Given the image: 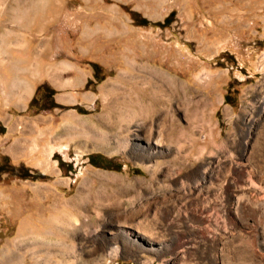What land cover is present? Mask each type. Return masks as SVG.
Wrapping results in <instances>:
<instances>
[{
	"label": "rangeland",
	"instance_id": "1",
	"mask_svg": "<svg viewBox=\"0 0 264 264\" xmlns=\"http://www.w3.org/2000/svg\"><path fill=\"white\" fill-rule=\"evenodd\" d=\"M1 19L0 46L38 56L41 107L0 105V132L14 147L0 157V264H98V249L99 264H264V0H0ZM134 55L195 89L181 93L184 147L159 146L168 159L179 151L181 165L149 187L95 173L149 180L154 161L60 135L72 114L104 111L102 88L135 72ZM86 178L124 213L141 214L126 227L100 224L94 207L93 217L72 212L67 202ZM121 228L138 250L121 240L111 255Z\"/></svg>",
	"mask_w": 264,
	"mask_h": 264
},
{
	"label": "bare ground",
	"instance_id": "2",
	"mask_svg": "<svg viewBox=\"0 0 264 264\" xmlns=\"http://www.w3.org/2000/svg\"><path fill=\"white\" fill-rule=\"evenodd\" d=\"M150 59L148 62L141 61L137 55L128 59L127 65L135 70V72L126 69L120 72L116 79L111 80L102 88L105 99L104 111L87 117L72 114V117L67 120L68 122L64 123L66 125L65 131L60 132L61 138H64L66 135L72 136L73 138L75 136H86L95 145L104 147L110 152L122 150L136 157L154 161L150 166L152 173L149 180H127V177H122L117 174L95 173L96 176L102 178V183H106L107 181L111 183L116 182L118 185L126 183L129 187H133L135 184H145L149 187L155 184L157 174L163 168L171 165H181L179 151H176L168 159L164 156L162 157L163 151L159 146H171L174 144L177 150L184 147L182 137L186 132V128L181 127L179 123L178 110L181 107V93L192 94L194 86H190L188 83L182 80L180 81L179 78L171 73L154 66L151 64L152 60ZM57 68L59 69L60 66ZM204 78L201 77V79ZM189 99L192 112L191 118H195L199 107H201V101L195 100L193 95ZM203 101L204 108L210 106L207 98L203 99ZM142 133L145 135L142 136ZM141 139L146 140V145ZM80 140L84 141L83 139ZM80 143L82 144L83 142ZM207 169L208 167H205L204 172ZM88 179L86 178L84 180L78 194L67 202L69 209L78 215L90 217L91 208L94 207L96 221L100 224L102 221L108 222L110 219H114L129 227L130 224L127 225L128 221H131L133 215H136L140 209H131L128 214L124 213L121 210L122 203L118 201L119 199L113 201L112 198L114 196H107L104 194L105 192L94 189L88 182ZM236 199L235 212L238 214V206L242 201L241 196L237 195ZM106 200L109 202H106ZM237 216L241 219L239 215ZM149 222V226H151V220ZM151 230L155 231L152 228ZM145 231L142 233L145 236H150L145 234L150 233V231ZM132 236H134L133 233L127 228H121L116 232L111 245H108V249L110 246V254L114 255L120 252L119 246L121 244L119 242L121 240H125L123 249L127 251L138 250L139 246L129 240ZM151 238L152 240L154 239L153 237ZM99 253L100 251L98 249L96 254H94L95 261H93L98 264L102 260ZM73 255L75 256L74 253Z\"/></svg>",
	"mask_w": 264,
	"mask_h": 264
},
{
	"label": "crops",
	"instance_id": "3",
	"mask_svg": "<svg viewBox=\"0 0 264 264\" xmlns=\"http://www.w3.org/2000/svg\"><path fill=\"white\" fill-rule=\"evenodd\" d=\"M7 23V19L0 20V25ZM1 31L2 28H0ZM37 61L38 56L32 48L29 53H23L17 47L9 46L8 41L5 47L0 46V105L3 104L8 109L13 106L21 109L29 106L40 83V73L36 68ZM8 133V129L6 134L0 132V157L11 156L14 150V147L9 145L10 135ZM1 185L0 206L3 208V198L8 196V194L5 195L8 189Z\"/></svg>",
	"mask_w": 264,
	"mask_h": 264
},
{
	"label": "trees",
	"instance_id": "4",
	"mask_svg": "<svg viewBox=\"0 0 264 264\" xmlns=\"http://www.w3.org/2000/svg\"><path fill=\"white\" fill-rule=\"evenodd\" d=\"M40 88H41V85L38 86L37 90H36V93L34 95V97L32 98L31 102H30V105L29 107L32 109V108H35L37 110L40 109L41 106H39V102H38V99H39V96H38V91H40ZM57 106V102L55 100H53V102H51L50 106L44 108V109H50L52 107H56ZM4 170V166L2 165V163H0V171H3Z\"/></svg>",
	"mask_w": 264,
	"mask_h": 264
}]
</instances>
